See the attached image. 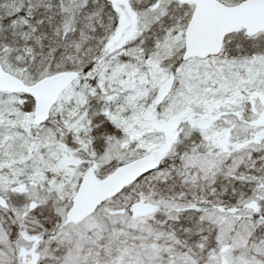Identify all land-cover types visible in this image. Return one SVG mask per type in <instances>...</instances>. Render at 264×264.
I'll return each mask as SVG.
<instances>
[{
    "label": "snow or ice",
    "instance_id": "snow-or-ice-1",
    "mask_svg": "<svg viewBox=\"0 0 264 264\" xmlns=\"http://www.w3.org/2000/svg\"><path fill=\"white\" fill-rule=\"evenodd\" d=\"M0 264H264V0H0Z\"/></svg>",
    "mask_w": 264,
    "mask_h": 264
}]
</instances>
